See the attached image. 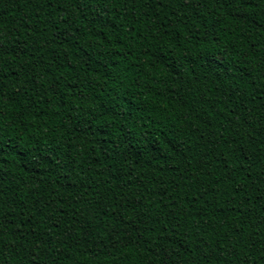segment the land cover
<instances>
[{"label": "trees", "instance_id": "16d2710c", "mask_svg": "<svg viewBox=\"0 0 264 264\" xmlns=\"http://www.w3.org/2000/svg\"><path fill=\"white\" fill-rule=\"evenodd\" d=\"M0 264H264V0H0Z\"/></svg>", "mask_w": 264, "mask_h": 264}]
</instances>
